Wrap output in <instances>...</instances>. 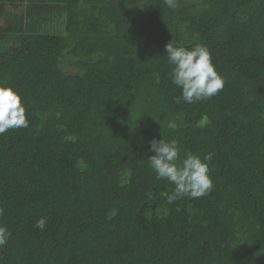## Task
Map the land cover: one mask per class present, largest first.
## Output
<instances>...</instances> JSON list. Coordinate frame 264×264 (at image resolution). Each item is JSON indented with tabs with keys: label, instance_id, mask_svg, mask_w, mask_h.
Returning <instances> with one entry per match:
<instances>
[{
	"label": "trees",
	"instance_id": "16d2710c",
	"mask_svg": "<svg viewBox=\"0 0 264 264\" xmlns=\"http://www.w3.org/2000/svg\"><path fill=\"white\" fill-rule=\"evenodd\" d=\"M171 41L224 89L185 103ZM0 84L29 120L0 135V264H264V0H27L0 18ZM154 138L213 153L211 192L169 204Z\"/></svg>",
	"mask_w": 264,
	"mask_h": 264
},
{
	"label": "clouds",
	"instance_id": "9594fccd",
	"mask_svg": "<svg viewBox=\"0 0 264 264\" xmlns=\"http://www.w3.org/2000/svg\"><path fill=\"white\" fill-rule=\"evenodd\" d=\"M166 3L170 7L174 6V0H166ZM165 52L171 65L169 78L180 90L185 103L209 99L224 89L225 79L216 69L206 46H177L171 41L165 45ZM28 125L26 107L21 95L13 87L0 84V135L10 129L26 128ZM178 126L175 120L167 122V128L170 130L174 131ZM150 147L154 154L148 158V163L156 179L166 180L173 185L170 192L160 194L169 204L183 197L196 199L211 192L213 180L210 175V162L213 153L201 157L199 154L186 152L181 157L179 141L175 138H154ZM146 195L151 198L153 193L149 191ZM2 211L0 209V213ZM46 223L47 217H41L37 220L36 227L44 230ZM10 237L11 232L6 226L0 225V247H3Z\"/></svg>",
	"mask_w": 264,
	"mask_h": 264
},
{
	"label": "crops",
	"instance_id": "0c3cea01",
	"mask_svg": "<svg viewBox=\"0 0 264 264\" xmlns=\"http://www.w3.org/2000/svg\"><path fill=\"white\" fill-rule=\"evenodd\" d=\"M26 3L27 0H0V18L3 19L7 11L19 10L21 5Z\"/></svg>",
	"mask_w": 264,
	"mask_h": 264
},
{
	"label": "rangeland",
	"instance_id": "374dc122",
	"mask_svg": "<svg viewBox=\"0 0 264 264\" xmlns=\"http://www.w3.org/2000/svg\"><path fill=\"white\" fill-rule=\"evenodd\" d=\"M63 68L65 71L69 72V73H78L80 72V69H78L77 67L71 65V63L68 62H65L63 64Z\"/></svg>",
	"mask_w": 264,
	"mask_h": 264
}]
</instances>
